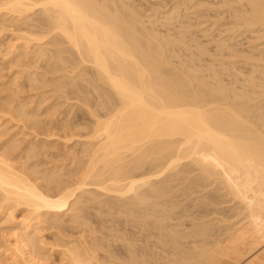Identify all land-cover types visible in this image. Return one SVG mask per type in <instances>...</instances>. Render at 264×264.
<instances>
[{
	"label": "bare ground",
	"instance_id": "1",
	"mask_svg": "<svg viewBox=\"0 0 264 264\" xmlns=\"http://www.w3.org/2000/svg\"><path fill=\"white\" fill-rule=\"evenodd\" d=\"M191 1L195 2L194 5L197 8L207 7L206 0ZM221 1L222 5H227L230 8H234L233 5H237L238 9L243 8V10L233 9L235 12L233 18L236 24L242 25L247 29L260 28L264 30V0ZM0 3V10L5 11V14L1 16H10L9 20H7L15 22L14 24H18V26L27 25V30L30 31L29 34L36 36L30 39L28 35L25 39V37L23 38L24 35H19V38L21 37L25 41L29 38L28 41L35 42L39 47L36 44L32 45V42L26 44L31 45L29 48L37 46L35 50L32 49L35 53L37 52L38 57L45 59L48 54L51 60V56L55 57V63L59 65L56 68L53 69L55 67L53 60L48 59L47 62L48 65L51 61L52 72L54 70L56 72L68 71L67 69L72 65L70 64L71 62L74 65L76 64L74 59L80 60L82 65L89 64L93 69L92 71H95V76L90 80L86 77L87 74H84L83 71L85 70H82L83 75H80L82 77L79 75L77 77L82 80L85 77V82L80 79L78 83L76 80L79 78H76L75 74L72 77L73 79L76 78V82L66 76L70 80V83L67 84L76 83L73 88H69L73 89L70 90V93L74 94L76 92V96L80 95L81 89L86 91V87L82 88L85 83H90L86 84L87 86H94L92 88L94 92L100 91L101 88L106 86L103 90L109 93L105 95L103 94L104 91L101 90V94L99 91L97 92V94H100L99 96L96 94V97L98 96L96 99L98 101L101 100V103L108 107L109 111L102 114L101 117L99 115L98 117L95 116L96 126L93 129L92 139L82 143L83 148L81 147L82 151L80 153H83L85 158L81 155L79 156L82 157V160L86 159V161L81 162L78 166L76 165L75 168L66 174L63 173L62 167L61 170L60 168L48 169L49 171L45 170V172L43 170V172L39 169L38 162V164L25 165V167L29 168V172H26L27 168L26 171H23L19 169V167L21 168L20 165L15 166V163H13L14 159L17 158L15 155L17 150L14 146L16 143L13 144L9 141L10 144H8L9 142L7 144L3 143L2 148L0 147V202L5 204V215L11 218L9 221L11 226L7 227V229L14 233V242L12 245L7 246L3 252L7 264H47L50 261L48 260L50 254L44 252L45 249L40 232L46 226L47 230H60L63 225L65 226V223L79 225L83 219L84 210H87L85 209L88 206L87 204L91 202L95 201L98 205L97 208L101 211L102 207H116L120 203L114 204L115 201L118 203L117 200L125 199V201L123 200V203L125 202L124 205L127 203V205L131 206L130 208L133 207L132 205H139V210L142 211L144 209L140 208H142L146 199L154 196L157 198V196L166 194L169 197L167 199L169 203V199L172 196L170 197V194L165 193V191H168L167 188L171 184H169L170 179H168L171 176L166 175L164 180H162L163 177L161 180L156 178H160L163 172L170 171L169 173H171V171H175L185 158L190 159V163L197 164V166L199 164L200 170H203L202 173L218 186L219 191H223L225 197L230 198L229 202L236 203L238 206L236 217L240 218L239 221L242 220L245 223L242 224V227L239 226L241 228H233L232 225V228L225 230V232L233 230L231 235L230 232L228 233L229 237L225 246H223L224 244H222L221 240V244L218 242L219 240L216 242L219 245L216 243L210 244V242L208 244L207 242L206 246L204 243L202 245L200 241L199 243L202 246H195L193 242L194 248L189 250V253L191 254L195 251L197 256L193 255L192 257L185 250L184 252L187 255L183 253L184 256H182L180 252L182 257L178 259L180 255L178 253L179 255L176 259L173 254L174 260L171 259L167 263L213 264L220 260L219 256L222 253H230V251L235 254L242 253L244 250L242 251L241 249L240 251L239 248L243 247H239V244L245 242L243 244L248 249L246 255H250L254 250H256V253L260 252L256 257L252 254L251 259L253 258V262L251 260L249 262L251 264H264V247L262 246L264 244H262L264 241V69L260 70L261 78H257L256 75L250 76L246 81L248 87L244 86V89L238 90L235 86V88L230 89L227 86L228 84H223V79L217 74H214L217 79V83L214 85L203 81L199 75L201 72L192 67V59L188 60V62L182 61L183 58L181 59L180 63L187 71L184 69L178 70L181 68H173L170 66V57L168 55H170L169 52H171L174 43H176L175 40L171 39V36L160 37L158 33L148 30L143 24L140 12L128 6L124 0H0ZM178 9L179 5L172 10ZM18 26L17 29H19ZM25 27L23 26L20 29ZM25 36L27 35L25 34ZM178 41L179 43H185L184 34L179 37ZM60 43H62V46L63 44L68 45V49L66 48L67 52L68 50L72 51V55L70 54L67 57L65 55L67 54L65 52L66 49H60ZM230 43L231 50L235 53L233 55L237 58H242L243 56L240 55L242 52L238 49V46ZM58 45L59 48H57ZM47 46H50L49 49L51 51H49ZM222 46H227V43L224 42ZM25 49L27 48L25 47ZM205 50L206 48H200V55H203L206 52ZM63 53L64 58L62 57ZM262 53L264 56V52ZM72 56L73 59L71 60L70 57L72 58ZM245 58L253 60L252 57ZM78 60L77 65H80ZM258 61L264 62V57ZM66 65L68 66L67 69ZM48 66L50 67V65ZM76 74H80V72ZM66 77L64 75V79ZM87 80L89 82H86ZM56 81L58 82V80ZM80 81L82 82L81 85ZM63 85L65 90V83ZM107 87H109V91H107ZM60 88L63 89L62 87ZM88 89L90 91L89 87ZM78 91H80V94ZM94 92H92V95H95L93 94ZM90 93L87 92V94ZM110 94L114 95L113 100L116 101L114 103H116L117 108L114 110L112 109L115 105L114 103L111 104L113 100H109L111 98ZM1 95L0 109L3 112H7L11 116L15 114L16 117L21 118L34 127L40 124H38V118L41 115L38 114L39 117H37L36 110L34 113L26 111L25 103H22L23 105L20 103L14 105L12 99V101L7 100L8 97H2ZM108 95L110 97H107ZM104 96L107 99L103 98ZM100 97L103 100H107V102H102ZM79 98L84 100L85 96L83 98L80 95ZM87 100L83 102L86 103ZM3 105H6V107ZM110 105L114 107L112 106V108ZM100 109L104 110V106L103 109ZM51 129H48V131ZM2 134L0 132V137H3ZM73 136L76 135H72V138ZM68 137L70 138V136ZM78 137L76 136L75 138ZM27 153L26 160H31L36 158L35 155L38 152L33 153V150H30ZM72 156H75V154ZM18 158L21 159L20 156ZM188 164L187 166L189 167ZM17 166L19 167L17 168ZM162 166L164 167L160 168ZM185 171L190 172L191 170ZM179 173L177 177L175 174H173L175 177L171 174L172 178H179L178 176L183 174V171ZM172 178L171 181L177 180ZM167 182L168 185L166 186ZM174 182L173 184L175 185ZM130 194L131 196L128 197ZM102 196H106V199L97 201ZM166 202L164 201V203ZM153 207L155 209L156 206ZM16 209H22L21 212L24 213L22 220L18 223L14 222V211ZM127 209L128 207H126ZM147 209L142 213L148 212L150 208ZM137 210H135V213ZM159 210L157 211L160 214ZM97 212L99 213V211ZM137 214L140 215L141 213ZM153 214L157 213L152 212L150 214L151 217ZM159 214L157 216H160ZM133 215L135 216V214ZM150 215L147 214L146 218ZM163 215L164 213L161 216L165 217ZM90 221L92 219L88 222ZM239 221L238 223L235 222L234 226H237ZM84 222L88 223L87 220ZM80 225L86 226V224ZM112 227L114 226L112 225ZM159 228L161 229L162 227L159 226ZM203 228L201 230L196 229L197 232L195 234L201 236L199 238H202V240L205 239L204 241H210V239H206L215 231L210 232V227L209 230L206 227ZM168 229L170 230V226ZM188 230L186 228L187 232ZM212 230L215 229L212 228ZM180 233L175 232L173 235L178 237L177 239L173 237L175 244L179 242L177 240L181 236ZM214 234L215 236L218 235ZM98 239H96V242L88 241L89 239L87 240L83 236L77 241H73V239L68 242L66 239L67 242H64V245H66L65 249L62 251L63 253L61 252L62 264H100L98 258L100 255L96 256ZM174 243L172 242V245ZM108 244L110 243L108 242ZM97 245H99V248L100 244ZM102 245L104 247V243ZM208 245L210 249L207 247ZM211 245H213V249H211ZM152 247L154 248V246ZM178 250L181 251L180 249ZM136 251L138 252L139 250L137 249ZM137 252L130 251V256L124 260V264H150V262H146L148 259L140 260L144 256H142L141 250L140 253ZM243 255L246 256L245 254ZM117 261L119 260L117 259Z\"/></svg>",
	"mask_w": 264,
	"mask_h": 264
},
{
	"label": "rangeland",
	"instance_id": "2",
	"mask_svg": "<svg viewBox=\"0 0 264 264\" xmlns=\"http://www.w3.org/2000/svg\"><path fill=\"white\" fill-rule=\"evenodd\" d=\"M124 1L128 6L135 8L140 12L143 24L148 30L153 31L154 33H158V36L160 37L171 36L170 38L171 39L173 38L175 40L176 43H174V46L171 52H169L170 55H168L170 57V61H169L170 66H172L173 68H181V69H178L181 71L182 69L185 68L182 65V63H180L181 59L183 58L182 61L185 60L187 62L188 60L190 61V59H192L193 60L192 67L195 70L201 72V74L199 75L203 81L207 82L210 85H214L215 83H217V79L215 78L214 74H217L221 79H223V82H224L223 84L225 85L228 84L227 86L230 87V89L236 87L238 90L244 89L245 88L244 86L248 87V84L246 81L250 76L256 75L257 78L258 77L261 78L262 74L260 70L264 69L263 68L264 62L258 61V60L264 57L262 55L263 54L262 52H264V30H261L260 28L247 29L243 27L242 25L236 24L235 19L233 18L234 13H235L233 9L243 10V8L238 9L237 5H233L234 8L227 7V5L221 4L222 2L221 0H206L205 2L207 4V7L205 8L195 7L194 5L195 2L194 1L192 2L191 0H124ZM178 5H179L178 10H172L175 6H178ZM3 14H5V11L0 10V91H1L0 94H2L1 95L2 97H8V98L10 97L9 99L7 98V100H10V101L13 100L14 105H18L19 103L20 104L25 103L24 106H25L26 111L28 110L34 113V111L36 110L35 112L37 114V117H39L38 114L41 115L40 118H38V124L40 123L39 125L41 127L39 125L35 127L31 126L29 125L30 123H26V121L22 120L19 117H16L15 114L11 116L10 114L8 115L7 112L5 113L0 109V132L1 134L3 133L2 134L3 137L2 136L0 137V140H1L0 147L4 145L5 143L7 144L9 141L13 144L16 143L17 146L16 145L14 146L16 147V150H17L15 154L17 158L14 159L13 163H15L14 164L15 166L20 165L21 168L19 166H17V168L19 167V169L23 171H26L27 167H25V165L28 164L27 166H29L30 164L39 163L38 166L41 171L43 170L49 171L51 169H59V168L61 170V167H62L63 173L66 174L69 171H71L73 168H75L76 165L78 166L79 164H81V162L86 161V159L82 160V157L84 156V154L82 153L83 154L82 155L80 153L83 148L82 143L88 141V139L90 140L92 139L91 137L94 134L93 129L96 126L95 116L98 117L99 115V117H101L102 114H105L109 111L108 107H106L105 105H103V103H101V100L98 101V99H96L101 94V90H103L104 87L101 88L100 91L98 90L100 94L99 93L97 94L98 91H95V92L94 90L92 91V88L94 86L91 87V85L89 86L86 85L90 83H85V86H83L82 84L83 86L82 88L86 87L85 89L88 93L92 91L94 92L93 94H95V95H92V92H91L90 93L92 95L91 96L90 94H87V92L84 89H83L84 91L81 89V94H80V91L78 92L81 95V97L84 98L85 96L84 100L79 98L80 95H77L78 96L77 97L75 95L76 92L73 91L74 94L72 92L70 93V90H73V89H69V88H73L74 84L76 83H72L70 85L67 84V83H70L69 82L70 80L67 77L72 78L71 80L74 82L76 81L78 82L81 78L77 76L83 75L82 70H85L83 71L84 74H87V76L86 75L85 76L88 79L92 80L93 79L92 77L95 76V73H94L95 71H92L93 69L91 68V66L89 64L82 65L80 60L74 59L76 60L75 65L73 64V62L70 61L71 62L70 64L74 66L70 65L71 67L69 66L68 68V66L66 65L67 66L66 69L68 68L67 69L68 71L56 72L54 70L52 72L51 71L52 63L50 62L53 60L55 63V59H54L55 57L53 58V56H51L52 60L49 58L50 57L49 54H48V57H46L47 56L46 54L45 59L43 57L42 58L38 57L37 52L35 53L34 51L36 49L35 47H37L38 45L35 42L33 43L31 41L32 45L33 44L37 45L35 47L34 46L32 47L34 49L33 50L32 48H29L31 45L29 46L26 44L28 42L31 43L30 41H28L29 38L31 39L33 38V36H35L34 34L33 35L29 34L30 31L27 30L28 28L27 25H24L23 23H21L23 25H19L21 26L19 27L18 24H14L15 22L13 23L12 21L10 22L8 21L10 16L8 17L1 16ZM236 14L241 15L239 13H236ZM16 25L18 26L19 29L22 28L23 26L24 27L26 26V27L19 30L17 29ZM26 30L28 31V33ZM25 34L27 36H25ZM182 34H184L186 44L179 43L178 41L179 37L182 36ZM19 35L20 36L24 35L23 38L25 37V39L29 35V38L28 40L25 41V39L23 38L21 39V37L19 38ZM230 41L232 44L237 45L238 49L241 50L242 54L240 55L243 56L242 58H237L233 55L235 53H233L231 50L232 47H230L229 45ZM224 42L227 43V46H222ZM60 46H61L60 49L61 48H64L63 50H65L66 48L68 49V45L66 44H63L62 46V43H60ZM25 47L27 49H25ZM47 47L48 49L50 48V46H47ZM57 48H59V45ZM200 48H204V49L206 48L205 50L206 52L203 55H200ZM67 49L65 52L68 55L67 54L65 55L68 57L72 51L68 50L67 52ZM49 51L51 50L49 49ZM64 53H63V56L61 55L63 58H64ZM245 57H248V58L252 57L253 60H247V58ZM48 59L51 60L49 62L50 64L48 63V65H50L51 68L47 65ZM70 59L72 60L73 56L72 58L70 57ZM77 60L78 62H80L79 63L80 65H77ZM54 66L55 67H53V69L59 65L55 63ZM78 72H80V74H76ZM74 74L76 75V78H79V79L77 80L76 78L73 79ZM64 75L65 77L67 76L66 79H64ZM62 76H63V80H62ZM56 80H58V82ZM83 82H85V80ZM86 82H89V81L87 80ZM64 83L65 85L66 84L68 85V86L66 85L65 90H64L65 86L63 85ZM81 83L82 82L80 81V85ZM60 87H62L63 89H61ZM88 87L90 88V91ZM108 88L109 87H107V89ZM74 90H75V87H74ZM103 91L104 93L103 92L102 93L107 95L106 93L108 92H105V90ZM107 91H109V89ZM96 94L98 95L97 97H96ZM112 95H111V98H109V100L114 99V95L113 96ZM86 97L89 98V100H87ZM107 97H110V96L108 95ZM107 97L104 96L103 98L107 99ZM100 99H102V97H100ZM85 100H87L86 103L83 102ZM103 101L107 102V100L102 99V102ZM114 102L116 101L113 100L111 104ZM115 104L116 103H114V105ZM3 106L6 107V105H3ZM98 106H101V107H98ZM103 106H104V110H101L100 108L103 109ZM110 106L112 107L113 105H110ZM116 106L117 105H115V107L113 106L114 108L112 107L113 108L112 110L117 108ZM51 128L55 131H53ZM48 129H51V130L48 131ZM53 134L54 136L52 137ZM72 135H76L77 137L80 136L81 138L80 137L75 138L76 136H73L72 138ZM68 136H70V138ZM10 142L8 144H10ZM42 147H45V148H42ZM27 150L29 151L33 150V153L38 152L36 153L37 155H35L36 158H32L31 160L27 159L28 160L27 161L26 160L27 154H28L27 152H29ZM74 154L78 158L75 156H72ZM79 155H81L82 157ZM19 156L21 157L22 160L18 158ZM185 159L184 160L182 159L183 162L180 160L181 165L180 164L178 165L177 167L178 170L177 168L175 169V171L177 170L178 172L177 171L175 172L173 170L171 171V173H169L170 171L169 172L166 171V172H163V174H161L160 178H156L158 180L159 179L161 180V178L163 177L162 180H164V177L166 175L171 176L170 178H168L170 179V181L167 178H165L169 181V184L171 183L169 187L167 188L168 191L167 190L165 191V193L170 194L169 195L170 197L172 196L169 199L170 200L169 203L167 201L169 197L166 196L165 194L162 196H157V198L156 196H154L156 199L154 197L153 198L151 197L150 199H146L147 203L145 202L146 204L145 203H143V205L141 204L142 208L140 209L146 210L147 208L148 209L150 208L149 209L150 212L152 211L154 213L155 212L157 213V214H153L155 215L154 218H152L153 215L151 217L150 214L152 212L150 213L148 209H147L148 212L146 213L144 212L143 214L142 212L144 210L142 211L139 210V205L138 206L136 205L137 207L132 205L133 207L130 208L131 206L127 205V203L126 205H124L125 202L123 203V200L125 201V199L123 200L121 199V201L117 200L118 203H116V201L114 200L115 201L114 204L120 203L119 205L120 206L122 205V207H120L119 205H116V207L111 206L113 207L112 209L110 206L102 207L101 211L99 208H97L98 205L97 203H95V201L91 202L90 204H87L88 206H86L85 208L87 210H84L83 215H82L83 219L80 223V224H86V226L84 225L85 227L80 224L74 225V224L65 223V226L63 225L62 228H60V230L59 229H50V230L48 229L47 230V226H46L45 228L46 231L45 229L42 230L40 232L41 233L40 235L42 237L41 240L43 241V245H44L43 247L45 249L44 252L50 254V257H51V259L49 257L48 260L50 261H48L47 264L48 263L49 264H62L61 262L62 253H63L62 251H64L65 246H66L64 244L67 242V240L68 242L72 241L73 239H74L73 241H77L81 236H83L85 239L87 238V240L89 239L88 241H94V242H96V239L99 238L98 239L99 241L97 244H100V247H99L100 251L98 248L99 245L96 244V254H97L96 256L100 255L98 257L100 264H106L109 262H110L109 264H124V260L128 259V257L130 256L129 254L130 251L137 252L136 251L137 249L139 250L138 251L139 253H140V250L142 251L141 252L142 256L144 255L143 257L140 258V260L148 259L146 262L148 263L150 262V264L152 263L153 264H168L169 260L171 261V259H173L172 257L173 254H174V257L176 258L179 255L178 253L180 252L182 253V256L189 254L193 257V255H195V251L194 253L192 252L190 254L189 250L191 249L193 250L194 243H195V246H202L203 243L204 245L207 244V242L208 244L209 242L210 244L211 243L213 244V243H216L217 240H219L218 242L220 243L222 241V244H224L223 246H225L226 242L228 241V237H229L228 233L230 232V235L233 233V230L228 231V232H225V230L232 228V225H233V228H241L242 224L245 223L242 220L239 221L240 218L236 217L238 213V209H237L238 206L236 205L235 202H229L230 198L225 197L223 191L222 192L219 191L220 189H218V186L211 179H208V177H206L204 173H202L203 170L202 171L200 170L199 164L197 166V164H194L192 162L190 163L191 161L190 159H189L190 161L188 160V158H185ZM187 164L189 165V167L187 166ZM163 167L164 166L160 168H163ZM28 169L29 168H27L26 172H29ZM184 169L191 170V171L190 172L187 171L188 172L187 173ZM182 171H183V174L179 175L178 176L179 178H172L173 174H175V176L177 177L178 173L179 172L181 173ZM198 177L199 179L201 178L202 181L199 180ZM171 178L177 179V180L171 181ZM154 179L153 181L156 182L157 180L155 179L156 180L155 181ZM173 182L175 183V185L173 184ZM195 183L197 184V186ZM190 184L191 186H189ZM167 185H168V182L166 186ZM130 196L131 194L128 195V197ZM86 197H88V195H86ZM104 198L106 199V196L99 197L97 201L104 200ZM164 201L165 202L167 201V202L164 203ZM127 202L129 203V201ZM134 204H137V203H134ZM92 205H94L96 208ZM130 205H131V202H130ZM150 205L152 206V208ZM4 206H5L4 203L0 204V264L6 262L4 259V254H3L5 248L9 245H12V243L14 242L13 231H9L7 229V227L11 226V224L9 223L11 218L5 215ZM153 206H156L155 207L156 210L153 209L154 208ZM126 207H128L127 210L129 211L126 210ZM108 209L111 211H109ZM135 210H137L136 213H135ZM157 210H159L160 214L158 213ZM162 210L164 211L162 212ZM21 211L22 209L21 210L16 209L14 211V222L15 223L16 222L18 223L20 220H22L21 218H23L22 216H24V213H22ZM97 211H99V213ZM161 212L164 213L163 216L165 217L161 216L162 215ZM137 213L139 214L141 213L140 215L143 217H141ZM133 214H135V216ZM147 214L150 215V216H147L148 218H146ZM158 214L160 216H157ZM160 217L162 218L159 219ZM84 219L87 220V222L91 219L92 221L85 223ZM94 220L95 222H93ZM231 220L233 221L232 223H231ZM238 221H239V224H237V226H234V224L238 223ZM105 223L107 224L105 225ZM112 225L114 227H112ZM227 225L228 227L226 228ZM159 226H161L162 228L160 229ZM169 226H170V230L168 229ZM63 227H64V230H63ZM203 227L204 228L206 227V229L208 228V230L210 227V230H209L210 232L215 231L210 234L212 237L210 236L208 239H206V240L210 239V241H204L205 239L202 240V238H199L201 236H199L198 234L197 235L195 234V232H197L196 229L201 230V228ZM186 228L187 230L189 228L188 232L186 231ZM212 228H214L215 230H212ZM172 230H175V231H172ZM89 231H92V232H89ZM62 232L64 235L62 234ZM175 232H178V234L180 232L183 233V234L180 233V235L183 236L182 237L183 239L180 238L181 237L180 236L179 239L180 240L182 239V240L180 241L178 239L177 242L178 241L179 242L176 244L173 241L174 239L178 238V237L173 236ZM214 233H216V235L218 234L219 236L218 235L215 236ZM85 234L87 236L90 235L88 236L90 238H88ZM94 235H97V236L94 237ZM195 236L196 238H194ZM173 237L175 238L173 239ZM106 238L107 240H105ZM199 241L202 243V245L201 243H199ZM108 242L110 244H108ZM172 242L174 243L173 244L175 246L174 248H173ZM103 243H104V247L102 245ZM219 243H216V244L219 245ZM243 243L239 244V247H243V248L245 247L244 249L239 248L240 251L241 249L242 251L244 250L242 253L235 254V253H232L231 251L230 253L229 252L222 253L220 254V256L218 255L220 260H218V262H215L213 264H216V263L217 264H249L251 261L253 262L252 260L253 258L251 259L252 257L251 255L253 254V256L256 257L259 255L258 253L260 252L256 253V250H254V252H252L250 255L249 254L246 255L248 252V249ZM263 243L264 241L262 242V244ZM134 245L135 247L137 246L138 248L136 247L135 249ZM218 245H214V246H218ZM152 246H154V248ZM211 246H212L211 249H213V245ZM262 246L264 247V244ZM207 247L209 248V245ZM220 247H222V245H220ZM215 248L216 247H214V249ZM178 249H180L181 251H179ZM174 250H176L175 251L176 253L174 252ZM184 251L188 253L186 254ZM181 253L178 256V259L182 257ZM243 254H245L246 256H244ZM116 258L119 261H117ZM110 259H113L114 261L113 260L110 261ZM5 264H7V262Z\"/></svg>",
	"mask_w": 264,
	"mask_h": 264
}]
</instances>
